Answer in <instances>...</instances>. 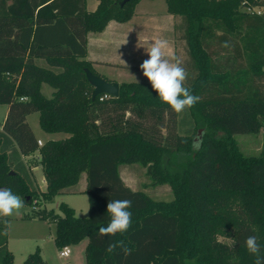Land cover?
<instances>
[{
  "label": "trees",
  "instance_id": "trees-1",
  "mask_svg": "<svg viewBox=\"0 0 264 264\" xmlns=\"http://www.w3.org/2000/svg\"><path fill=\"white\" fill-rule=\"evenodd\" d=\"M121 1L99 0L88 10L87 0H0V103L9 106L0 189L46 203L80 190L85 173L89 214L61 201L62 213L51 208L48 216L58 248L88 237L87 264H255L245 240L256 236L264 253V152L246 153L236 134L264 129V14L244 11L245 0H166L186 44V86L201 98L178 115L149 81H123L118 96L93 98L86 68L98 72L86 58L87 34L131 18L139 0ZM36 111L43 130L69 135L39 144L27 120ZM197 137L202 146L193 151ZM36 151L44 190L23 159ZM134 162L146 166L151 184L168 183L174 197L156 199L126 184L119 166ZM111 200L132 201V225L101 236ZM0 264H16L2 222ZM20 264L48 262L37 247Z\"/></svg>",
  "mask_w": 264,
  "mask_h": 264
},
{
  "label": "rangeland",
  "instance_id": "rangeland-1",
  "mask_svg": "<svg viewBox=\"0 0 264 264\" xmlns=\"http://www.w3.org/2000/svg\"><path fill=\"white\" fill-rule=\"evenodd\" d=\"M160 4L166 7L165 0H159ZM93 0H89V7L91 9ZM160 5V6H161ZM161 8V7H160ZM176 35L180 34L179 23L180 19L176 20ZM178 38V37H177ZM180 42V41H179ZM182 40L180 43L178 54L184 60V67L188 71L186 44ZM38 63L46 65L44 59H40ZM128 76L125 80L148 81L143 76L142 71H127ZM53 89L49 84H45L43 91L47 96H50V90ZM6 103H0V124L5 118ZM29 123L35 127L38 134H44L45 131L39 124V112H32L28 116ZM199 132V134H201ZM166 132V129H164ZM46 134V133H45ZM62 134V133H59ZM58 137V135H56ZM60 137V136H59ZM62 137V136H61ZM236 137L246 153L259 154L264 152V129L258 133H237ZM63 138V137H62ZM32 161V160H31ZM27 162H30L28 159ZM120 172L124 177L126 173H130L128 181L131 183L133 189H142L149 195L156 199H172L174 197L173 191L168 183L151 184V178L147 173L146 166L138 162L124 163L120 165ZM86 174L83 173L80 183L76 188L84 186ZM37 182L39 183V190H44L46 185L42 183L44 172L36 171ZM42 178V179H41ZM37 184V183H36ZM43 188V189H42ZM22 199L23 197L19 195ZM61 201H66L76 209V213L80 216H87L89 214V198L84 191L77 190L73 192L60 193L55 196L53 201L43 203L35 202L34 204L25 203V208L21 215L8 218L11 222V227L8 229V247L13 252L14 262L20 264L28 253L35 251L37 247L40 248L43 257L48 261V264H87L85 249L88 242V237L82 239L78 243L71 244L72 253L69 257H61L59 255V248L56 246L54 237L56 233V223L50 220L48 210L54 208L55 211L62 213L59 208ZM221 240L231 241L229 237L220 236Z\"/></svg>",
  "mask_w": 264,
  "mask_h": 264
},
{
  "label": "crops",
  "instance_id": "crops-1",
  "mask_svg": "<svg viewBox=\"0 0 264 264\" xmlns=\"http://www.w3.org/2000/svg\"><path fill=\"white\" fill-rule=\"evenodd\" d=\"M158 1L159 0H139L135 5L134 14L128 20L119 21L111 19L103 30L88 32V52L86 58L92 61V64L99 75L108 80L118 81L119 83L128 81L124 79L128 76L126 72L129 70L141 71L140 64L148 58L144 47H150V42L155 39H166L169 42V48L166 50V55H168L169 58L178 54L179 48H181L180 44H182L180 42L183 40L180 38V34L176 35V20L178 17L168 10L166 0L165 8ZM98 2L99 0H93L92 7L90 9L88 8L89 0H87L88 10H94L97 7ZM138 45L143 47H138ZM40 59L42 60L43 58H36V61L39 62ZM45 84L46 82L42 83V92L44 94L45 92L43 91V87ZM53 91L54 88L50 90V96ZM8 107L9 106L7 104L5 107L6 116ZM28 116L29 114L27 115V120ZM3 122L0 124V129H2ZM31 127L38 138V141L41 140L42 143L51 138L56 139L69 135V133L63 131L47 132L45 130L46 134L44 133L41 135L35 131L34 126L31 125ZM56 135H58V137H56ZM39 156L40 154L38 151L23 156L26 164L31 166L38 187L39 183L37 182L36 171L40 170L43 172L42 166L40 164H36ZM28 159H30V162H27ZM120 174L125 183L132 187L131 183L127 179L131 174L126 173V177H124L121 172ZM42 183L46 185L45 176L42 179ZM86 183L87 180L85 177L84 186L79 188L81 191L85 192ZM39 188L41 189V187Z\"/></svg>",
  "mask_w": 264,
  "mask_h": 264
},
{
  "label": "clouds",
  "instance_id": "clouds-1",
  "mask_svg": "<svg viewBox=\"0 0 264 264\" xmlns=\"http://www.w3.org/2000/svg\"><path fill=\"white\" fill-rule=\"evenodd\" d=\"M150 43V47H144L148 58L140 64L142 74L162 103L167 104L176 114H184L195 107L201 99L186 86L189 73L183 66L185 62L179 55L171 58L166 55V50L169 48V42L166 39H155ZM138 47L143 46L138 45ZM201 146L202 142L197 137L192 144V149L199 151ZM24 208L25 201L11 188L0 189V222L5 226V234L11 227V222L7 218L20 216ZM131 208L130 200L109 201L107 214L110 221L107 226L100 227L99 234L114 237L117 234L126 233L132 225V213L129 211ZM245 245L248 252L255 256V264H264V253L261 251L257 237L248 236ZM114 247V244H110L107 251L111 252ZM124 252L127 255L129 250L124 248Z\"/></svg>",
  "mask_w": 264,
  "mask_h": 264
},
{
  "label": "water",
  "instance_id": "water-1",
  "mask_svg": "<svg viewBox=\"0 0 264 264\" xmlns=\"http://www.w3.org/2000/svg\"><path fill=\"white\" fill-rule=\"evenodd\" d=\"M129 0H122L121 4H124ZM86 74L88 77V80L91 82V84L94 86L93 89V98L96 97L99 93H106L112 96H118L120 93V83L115 80H108L104 78L103 76L96 74L91 69L86 68ZM202 128L199 129V132H201ZM13 173V171H11Z\"/></svg>",
  "mask_w": 264,
  "mask_h": 264
},
{
  "label": "built area",
  "instance_id": "built-area-1",
  "mask_svg": "<svg viewBox=\"0 0 264 264\" xmlns=\"http://www.w3.org/2000/svg\"><path fill=\"white\" fill-rule=\"evenodd\" d=\"M242 9L246 12H249V13L264 14V4H262V5L256 4L250 0L244 1V6ZM21 98L24 99L26 97H21ZM38 142H39V144H42L41 140H39ZM70 253H71L70 245H65V246L59 248V255L61 257H68Z\"/></svg>",
  "mask_w": 264,
  "mask_h": 264
}]
</instances>
